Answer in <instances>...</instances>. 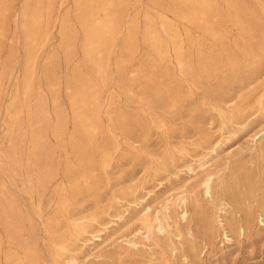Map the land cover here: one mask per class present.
<instances>
[{"label":"rangeland","instance_id":"1","mask_svg":"<svg viewBox=\"0 0 264 264\" xmlns=\"http://www.w3.org/2000/svg\"><path fill=\"white\" fill-rule=\"evenodd\" d=\"M0 264H264V0H0Z\"/></svg>","mask_w":264,"mask_h":264},{"label":"bare ground","instance_id":"2","mask_svg":"<svg viewBox=\"0 0 264 264\" xmlns=\"http://www.w3.org/2000/svg\"><path fill=\"white\" fill-rule=\"evenodd\" d=\"M26 7V6H25ZM4 9V8H3ZM5 10V9H4ZM52 10V9H51ZM32 12V11H31ZM52 12V11H51ZM50 12V13H51ZM78 12V11H77ZM28 14V13H27ZM46 14V13H45ZM38 15V14H37ZM51 15V14H50ZM38 17V16H37ZM37 23V22H36ZM25 24V23H24ZM28 24H30L29 22H28ZM45 25H47V21H46V23H44ZM38 25V24H37ZM41 25V24H40ZM30 26V25H29ZM28 26V27H29ZM43 26V25H42ZM49 26V25H48ZM96 26L98 27V28H100L101 27V23L100 22H96ZM30 28V27H29ZM24 29H26L25 27H24ZM28 29V28H27ZM25 31V30H24ZM30 31H31V28H30ZM43 32V31H42ZM106 32V31H105ZM108 32V31H107ZM32 33V32H31ZM33 33H34V30H33ZM46 33V32H45ZM38 35H39V32L37 33ZM45 36V35H44ZM33 37H31V39H32ZM37 38V37H36ZM30 39V38H29ZM38 39V38H37ZM47 40V39H46ZM46 42V41H45ZM36 44V43H35ZM35 44L33 43L32 45L33 46H35ZM40 44V43H39ZM42 46V45H41ZM31 47V46H30ZM29 47V48H30ZM37 48V47H36ZM40 48H42V47H40ZM28 50V49H27ZM32 50H33V47H32ZM179 50V49H178ZM36 51V50H35ZM36 53V52H35ZM29 54V53H28ZM28 56H30V55H28ZM27 56V57H28ZM31 57V56H30ZM34 57V56H33ZM32 58V57H31ZM28 60H29V57H28ZM32 60L33 59H31V62H32ZM27 62V61H26ZM34 63V62H33ZM27 64V63H26ZM27 66H28V64H27ZM31 66V65H30ZM27 68V67H26ZM29 68V67H28ZM27 68V69H28ZM151 81V80H150ZM202 185H203V190H204V192L206 193V194H208L209 192H210V190H211V180H210V178L209 177H207L206 179H204L203 180V182H202ZM184 203L182 202V205H183ZM182 207V206H181Z\"/></svg>","mask_w":264,"mask_h":264}]
</instances>
